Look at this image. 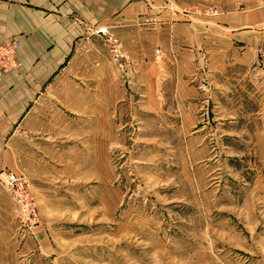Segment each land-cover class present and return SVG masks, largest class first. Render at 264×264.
<instances>
[{
  "label": "rangeland",
  "instance_id": "1",
  "mask_svg": "<svg viewBox=\"0 0 264 264\" xmlns=\"http://www.w3.org/2000/svg\"><path fill=\"white\" fill-rule=\"evenodd\" d=\"M159 1L183 22L264 9V0ZM255 53L264 89V50ZM151 61L173 57L156 46ZM166 76L146 97L117 78L110 107L67 112L2 144L0 264H264V162L256 169L250 143L215 129L210 109L188 100L175 111Z\"/></svg>",
  "mask_w": 264,
  "mask_h": 264
},
{
  "label": "crops",
  "instance_id": "2",
  "mask_svg": "<svg viewBox=\"0 0 264 264\" xmlns=\"http://www.w3.org/2000/svg\"><path fill=\"white\" fill-rule=\"evenodd\" d=\"M180 20L159 0H0V42L19 44L18 67L0 75V152L19 129L33 137L67 112L110 107L117 78L146 97V86L164 71L175 111L188 100L210 109V121L220 131L225 125L227 140L251 144L257 169L264 162V89L252 66L255 49L264 50V9ZM100 27L118 40L122 66L92 34ZM156 46L173 61L154 64ZM142 107L151 111L158 104L144 99ZM203 120L197 123L204 127L209 118Z\"/></svg>",
  "mask_w": 264,
  "mask_h": 264
},
{
  "label": "built area",
  "instance_id": "3",
  "mask_svg": "<svg viewBox=\"0 0 264 264\" xmlns=\"http://www.w3.org/2000/svg\"><path fill=\"white\" fill-rule=\"evenodd\" d=\"M92 34L98 36L103 41L112 60L117 63L118 66H122V63L125 62V58L121 53L120 44L115 37L109 34L108 29L106 27L96 28L92 30ZM18 46L19 44L17 40L0 42V75L10 72L18 67V62L15 57ZM158 52V50L154 51V53L159 56ZM205 115H207V112H205ZM5 179L12 194L16 196L20 202H24L26 195L20 178L15 174H8ZM23 204H25V202Z\"/></svg>",
  "mask_w": 264,
  "mask_h": 264
}]
</instances>
